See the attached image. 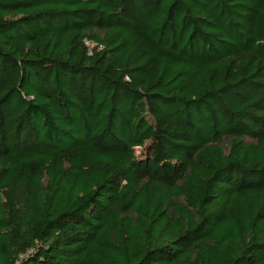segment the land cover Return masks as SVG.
I'll return each instance as SVG.
<instances>
[{
    "label": "trees",
    "instance_id": "obj_1",
    "mask_svg": "<svg viewBox=\"0 0 264 264\" xmlns=\"http://www.w3.org/2000/svg\"><path fill=\"white\" fill-rule=\"evenodd\" d=\"M0 264H264V0H0Z\"/></svg>",
    "mask_w": 264,
    "mask_h": 264
}]
</instances>
